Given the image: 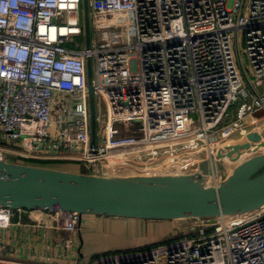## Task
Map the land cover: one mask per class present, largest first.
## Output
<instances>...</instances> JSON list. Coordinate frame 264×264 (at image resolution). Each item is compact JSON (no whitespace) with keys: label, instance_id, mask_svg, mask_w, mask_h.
<instances>
[{"label":"built area","instance_id":"2783aa9c","mask_svg":"<svg viewBox=\"0 0 264 264\" xmlns=\"http://www.w3.org/2000/svg\"><path fill=\"white\" fill-rule=\"evenodd\" d=\"M88 3L98 45L91 32L87 45L83 0H0V159L43 162L75 153L91 174L103 175L113 170L107 160L114 152L197 140L207 144V184L217 187L213 138L264 110L257 87L264 80V0ZM240 33L255 82L234 49ZM90 89L95 125V99L106 107L94 147ZM195 113L199 121L191 120ZM202 164L147 175L187 174ZM19 211L1 207L0 229ZM257 211L246 220H185L181 237L91 264H264V206ZM80 221L71 212L62 227L73 233Z\"/></svg>","mask_w":264,"mask_h":264},{"label":"water","instance_id":"95a60500","mask_svg":"<svg viewBox=\"0 0 264 264\" xmlns=\"http://www.w3.org/2000/svg\"><path fill=\"white\" fill-rule=\"evenodd\" d=\"M87 45H90L88 0H83ZM89 77L91 69L89 67ZM92 97V146L96 144ZM258 134L216 153L220 182L207 184L206 163L200 171L180 175L103 176L59 171L0 159V208L39 210L67 215L77 212L140 220L218 219L251 213L264 206V153L233 167L242 151L264 152ZM237 155L236 159L233 155Z\"/></svg>","mask_w":264,"mask_h":264},{"label":"crops","instance_id":"0c3cea01","mask_svg":"<svg viewBox=\"0 0 264 264\" xmlns=\"http://www.w3.org/2000/svg\"><path fill=\"white\" fill-rule=\"evenodd\" d=\"M235 119V115H232L228 121L232 123ZM248 122L249 125L246 127ZM255 134L260 135L261 140L264 141V110L257 111L247 117L242 127L230 136L233 140H230L231 142L225 144L224 147L247 141L248 137ZM62 155V159L31 165L83 173V163L75 159L78 154L64 153ZM129 155L125 154V156ZM227 161L228 158H225L226 168ZM105 173L104 176H111L109 171ZM65 218L66 215L58 212L20 210L8 228L0 229V248L2 249L0 259L21 264H72L69 255H73L77 257L76 262L85 263L88 259L93 261L94 257L110 252L133 250L120 249L118 243L125 237L126 231L143 224L140 220L84 215L78 225V231L68 233L62 227V221ZM64 232L68 235L64 236ZM83 239L88 242H84ZM95 240L100 243L106 240V243L112 246L107 247L106 250H102L99 244L97 247H93ZM69 250H71V254H69Z\"/></svg>","mask_w":264,"mask_h":264},{"label":"rangeland","instance_id":"374dc122","mask_svg":"<svg viewBox=\"0 0 264 264\" xmlns=\"http://www.w3.org/2000/svg\"><path fill=\"white\" fill-rule=\"evenodd\" d=\"M90 32L91 38L94 40V43L98 45L96 37V31L94 30L92 15L90 12ZM76 41H81V39H76ZM72 45L71 47H74ZM234 49L236 53L241 57L246 70L251 77V80L255 82L257 79L253 76L254 70L252 68L249 54L247 51V41L245 35L240 33L238 36V41L234 40ZM258 89L261 92H264V80L258 86ZM239 102L235 103L230 112H235ZM95 112L97 115L101 117V123H96V132L99 134L97 137V141L102 136V128L106 121V107L103 101L95 99ZM191 120L199 121L200 117L198 113L190 115ZM231 125V121H227L224 123L225 125ZM249 125V122L246 124V127ZM121 129V126H118ZM231 130H233L231 128ZM227 130L225 131V135H220L213 138L212 143V150L218 151L221 150L225 144L231 142V135L234 134L233 131ZM213 152V153H214ZM264 152L261 151H242L240 154V160L237 163H234L232 158H228L226 165L229 169H231L230 173L233 172V167L240 165L241 163L245 162L251 156L262 155ZM125 154H130L129 156H125ZM237 155H233V158L236 159ZM9 159L15 162H23V163H31V164H42V161L37 160H21L17 159L15 156H8ZM26 161V162H25ZM110 163V167H113V170L110 171L111 176H118V177H130V176H147L149 170H155L158 173L163 172H171L173 174H177L181 172L182 168L197 166L201 163L208 161V151H207V144L202 141L197 140H187V141H177L172 142L167 145H161L160 147H147L144 148L142 151H137L135 149L131 150H122L114 152L112 159L107 160ZM39 162V163H38ZM45 163V161H43ZM234 163V164H233ZM225 164V163H224ZM94 169L93 172H95ZM105 171V170H104ZM83 173H91L92 170L87 164H83L82 166ZM152 173V172H151ZM105 175L106 173L103 172ZM119 218V217H117ZM121 219V218H119ZM127 219V218H124ZM132 220H140V219H132ZM143 224L137 225L130 231H126L125 237L118 243V247L120 249L128 250V249H139L140 247L144 246H154L157 244H163L168 240L176 239L181 237L184 234L182 231L183 227L187 221L185 220H177V221H160V220H140ZM169 227V228H168ZM181 228V229H178ZM69 233V232H68ZM68 233L64 232V236H67ZM84 242H88L86 239ZM101 247L102 250H106L107 247H111V244L102 241V243L97 242L95 240V244L93 247ZM84 248V247H83ZM114 248V247H112ZM69 250V254H71ZM71 263L74 264L77 261V257L73 255H69ZM92 261L88 259L85 261V264H91Z\"/></svg>","mask_w":264,"mask_h":264},{"label":"bare ground","instance_id":"6f19581e","mask_svg":"<svg viewBox=\"0 0 264 264\" xmlns=\"http://www.w3.org/2000/svg\"><path fill=\"white\" fill-rule=\"evenodd\" d=\"M259 212L256 211V212H251V213H246V214H241V215H237V216H232V217H229V218H237L239 220H246L247 218H250L256 214H258Z\"/></svg>","mask_w":264,"mask_h":264},{"label":"trees","instance_id":"16d2710c","mask_svg":"<svg viewBox=\"0 0 264 264\" xmlns=\"http://www.w3.org/2000/svg\"><path fill=\"white\" fill-rule=\"evenodd\" d=\"M161 244H157V245H154V246H147V247H142V248H139V249H133V250H128V251H124L125 253H129V252H132V251H137V250H145V249H149V248H152V247H157ZM118 253H121V252H110V253H107V254H118ZM100 256H97V257H94L93 261H95L96 259H98Z\"/></svg>","mask_w":264,"mask_h":264}]
</instances>
